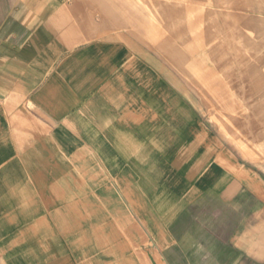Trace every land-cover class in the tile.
<instances>
[{"label":"crops","instance_id":"crops-1","mask_svg":"<svg viewBox=\"0 0 264 264\" xmlns=\"http://www.w3.org/2000/svg\"><path fill=\"white\" fill-rule=\"evenodd\" d=\"M8 264H264V173L100 0H0Z\"/></svg>","mask_w":264,"mask_h":264},{"label":"rangeland","instance_id":"rangeland-1","mask_svg":"<svg viewBox=\"0 0 264 264\" xmlns=\"http://www.w3.org/2000/svg\"><path fill=\"white\" fill-rule=\"evenodd\" d=\"M100 1L173 67L229 149L264 173V0Z\"/></svg>","mask_w":264,"mask_h":264}]
</instances>
